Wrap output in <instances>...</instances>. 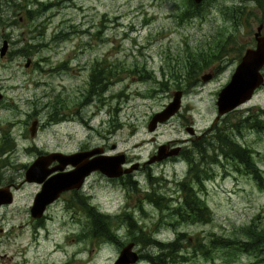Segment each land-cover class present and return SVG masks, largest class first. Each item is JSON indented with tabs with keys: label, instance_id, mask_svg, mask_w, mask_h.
<instances>
[{
	"label": "rangeland",
	"instance_id": "374dc122",
	"mask_svg": "<svg viewBox=\"0 0 264 264\" xmlns=\"http://www.w3.org/2000/svg\"><path fill=\"white\" fill-rule=\"evenodd\" d=\"M224 2L202 0L200 7L190 5L189 0L0 3V44L1 36L11 40L0 63V144L4 132L18 144L58 143L68 149L90 140L105 145L110 154L123 151L126 164L138 161L143 166L131 172L134 184L126 182L128 176L109 180L94 173L89 177L95 202L101 213L108 214L96 218L102 227L98 235L113 237L92 242L85 234L84 252L67 264H114L119 253L114 239L134 241L140 257L133 264H264V237L257 235L264 229V85L215 120L217 93L229 80L234 64L215 69L211 78H202L217 63L215 54L247 37L240 33L228 36L231 22L222 13ZM27 58L30 62L25 65ZM96 68L102 70L106 81L101 87L94 83L99 92L89 93ZM177 89L182 90L179 110L149 130L152 114L162 109ZM84 99L88 103L81 106L80 114L89 115L93 129L71 113ZM54 109L66 111L74 122L52 124L49 114ZM34 119L36 131L31 136ZM211 122H219L226 136L248 149L255 172L235 158L206 162L192 142L180 141L191 135L186 126H193L198 134ZM235 125L240 126L239 131ZM18 133H25L27 141ZM169 141L182 144L185 156L146 162L160 143ZM201 146L204 152L205 143ZM211 151L219 153L214 149L206 153ZM31 155L24 154L20 160H29ZM197 168L206 189L201 193L202 202L210 209L206 220L177 218L152 201L167 195L171 207L179 205L182 191L177 183L183 177H193ZM190 186L197 190L195 182ZM37 190V185H31L23 192ZM82 217L83 225L94 218ZM52 219L49 237L53 242L71 238L65 234L76 229L85 231L81 224L61 223L69 219L65 213H56ZM56 222L61 232L55 229ZM25 228L20 233L25 234ZM149 236L163 243L177 240L174 260H150L147 254H156L158 249L148 243ZM252 241L255 244L244 246ZM43 244L38 246L41 253L36 251L38 257L56 260L59 253H47L51 247ZM66 250L69 252V247Z\"/></svg>",
	"mask_w": 264,
	"mask_h": 264
},
{
	"label": "flooded vegetation",
	"instance_id": "af4514ba",
	"mask_svg": "<svg viewBox=\"0 0 264 264\" xmlns=\"http://www.w3.org/2000/svg\"><path fill=\"white\" fill-rule=\"evenodd\" d=\"M2 2L10 3L13 2V0H0V3ZM212 8L213 5L210 4V9ZM222 13L226 17V19H230L231 22L229 24V37H233V33L236 34L235 36H238V34L240 33L241 36L247 37L245 40L240 39L238 45L235 43H229L227 48L221 49L218 55L215 54L217 58L213 61L217 60V63L210 66V71L208 72L210 76L208 78L214 76L215 69L221 68L222 70L229 64H234V71L245 50L247 48H254L257 43V37L264 36V0H225L222 5ZM241 36L239 37L241 38ZM1 38L2 39L0 44V63L2 62L4 56L7 55L11 43V40L7 36H1ZM4 41H6L7 44L4 53L1 54V47L3 46ZM29 62L30 58H27L25 65H28ZM263 67L264 64L261 68V72L263 74L264 79ZM91 78L92 82L90 83V87L93 86V81H97L95 76ZM261 85H264V80L263 83H261L256 89H258ZM2 97L3 93L0 99ZM87 103L88 100L84 99L82 102H80V108H78V110L77 108L71 109V113H74L77 115V117H79L81 124H84L88 128L93 129V125L90 123L89 115H87V117L85 118L83 114H80L81 106ZM59 104L63 103L60 102ZM57 111L58 110L54 109L49 114V118L52 121V124L60 125L62 123L74 122L73 119L67 117L68 113L66 111H58V113H56ZM222 115H220L219 117H216V115L215 120H217V118L219 120ZM18 122L19 121H16L15 123L17 124ZM215 122H211V124L207 126L205 131H202L198 134L195 133L196 131L194 128L192 133L188 130L191 135L185 138H181L180 141L187 143L192 142L193 145L199 149L198 151L201 154L200 158H204L206 162L209 161L210 163H213L219 161L223 163L224 159L228 158L224 149L227 146L226 140H228V136H226V134L222 131V126L220 125V123L218 122L215 124ZM36 123L37 119H34L31 122V126L29 128L31 136H34L35 134ZM32 126H34L33 129H31ZM187 127L189 126H186V129ZM235 127L239 131L240 126L235 125ZM9 134L6 132L3 133L2 142L0 144V188L3 190L2 192H0V264H57L59 262H61L62 264H67L71 260L74 261L75 259H78V257H80L79 255L84 252V245L82 244V239L85 237V234L92 238V242L95 238H97L98 240L100 238L101 240H105L107 238L113 237L110 234V236L105 235L103 239V237H99L98 235L102 227L98 224V222H96V218L101 215L105 217L108 214L101 213V210L98 207V202H95L96 198L94 197V193L92 191L93 183L90 181L89 177L94 173H101L109 180L122 179V176H124L125 178L128 176L126 178V182L128 184H134V180L130 178L131 172L134 169L129 172H124L119 176H107L100 170L93 169L84 176L79 185H74L69 188L62 189L53 199L48 201L43 206L42 210L39 211V213H33V207H36L35 196L36 193L41 189L43 181L56 173L69 171L75 167V165L70 162L65 163V161L61 159L59 154H69L78 151H89L94 148H102L103 153H110H108L107 149H105V145H100L99 143L90 140L85 141V143L83 144L81 142V145L78 148L68 149L58 143H55V145L47 146L37 145L34 141L28 144H18L14 137ZM18 135L20 136L21 140L26 138L25 133H18ZM200 138H202L203 140H197ZM87 139H89V137ZM25 141H27V139H25ZM230 142L231 143L229 144V147L233 144L238 146L240 149L243 148L240 144L233 140H231ZM170 143L171 142L169 141V144ZM201 143H205L206 145L204 146V152L201 151L199 148V146H201ZM177 144L180 145V148L177 154L174 155L185 156V151L183 149L182 144ZM207 149H214L216 152L219 153H213V151L206 153ZM239 152L241 153V151ZM240 153H237L236 156H233L231 154V159L235 158L238 162L243 161V157L239 156L242 155V153ZM24 154L32 155L29 160H20L21 156H23ZM97 154L98 153L96 152L90 153L84 159L89 160ZM37 158H41L39 167L42 168L41 170L46 173V176L43 177L42 181H37L34 179L28 180L26 179V171L30 164H32ZM192 163L196 162L192 161ZM224 163L226 164L227 162ZM249 163L251 166L253 165L250 160ZM130 164H126L125 161L123 167H127ZM142 167L143 166L138 165L137 168ZM210 171L211 173H214L213 169ZM189 180L191 182H189ZM193 182L198 185V187L196 188L197 190L190 186ZM177 184L180 186L182 191V198L181 201H179V205L177 204L176 206L171 207L168 202H166L167 195H158L156 197H153L152 201L155 203L154 199L158 197L161 208H166L168 211H171V214L178 215L181 212L185 211L187 213H192L190 212V209L185 208L187 206V198L185 194H195L199 201H203L201 193L206 190L202 187V185L204 186L203 178L200 176H193L190 178L183 177L182 182H178ZM31 185H37L38 190L35 192H23L25 188H28ZM161 200L163 202H161ZM203 204L206 206L205 203ZM200 208L202 207H197V209L199 210ZM56 213H65L68 215L69 219L62 221L61 223L66 224L67 222H70L72 224L77 225L81 224V227H85V231H83V229H76L75 231H71L68 234H65L67 236H72L71 238L67 240H65V237L62 240L56 238L55 242H53L52 237H49V235L51 231H53L54 220L52 218L56 216ZM83 214L94 217L91 221V224L83 225L82 223H80L82 222V220H84V218L82 217ZM20 217H24L22 218V221H20ZM24 226L27 227L25 228L27 229V231H25V234L20 233V229ZM55 226L56 230L60 232L62 231L61 228H58V222L55 223ZM106 227L109 226L106 225ZM106 229L107 232H110L109 228ZM114 240L119 243L117 245L119 248V252L121 248L128 242H133L132 248L137 252V250L134 248V241L127 240L126 242H123V240ZM43 243H46V247L47 245H50L51 247V252L47 253H59L58 257L55 258L56 260L43 261L41 260V258L38 257V252L36 251H39V253H41L38 246L44 245ZM74 244L78 246V249L71 248ZM67 247H69L70 253L66 250ZM64 250H66V255L64 257H61V254L64 252ZM138 255L140 257L139 253ZM30 259L32 260L29 261Z\"/></svg>",
	"mask_w": 264,
	"mask_h": 264
},
{
	"label": "water",
	"instance_id": "95a60500",
	"mask_svg": "<svg viewBox=\"0 0 264 264\" xmlns=\"http://www.w3.org/2000/svg\"><path fill=\"white\" fill-rule=\"evenodd\" d=\"M202 0H194L199 3ZM6 41L1 47V54L6 48ZM264 64V36L257 37V43L254 48H247L243 53L240 61L232 72L229 81L223 85L217 93V116L227 113L236 108L238 105L250 99L255 89L263 83V74L261 68ZM210 75L203 74L202 78L207 79ZM2 93L0 92V97ZM182 90L177 89L173 92L171 99L165 106L154 112L148 121L147 128L154 130L159 122L167 120L175 114L181 106ZM35 122V121H34ZM34 126L31 127L33 129ZM189 132H193V127H187ZM180 148L179 144L170 145L169 142L160 143L154 154L146 160L151 163L162 160L170 155L177 154ZM98 153L89 160H85L90 153ZM65 163H72L75 167L69 171L59 172L42 183L41 189L36 193L35 206L33 213H39L43 206L53 199L62 189L69 188L74 185H79L86 174L93 169H98L107 176H119L124 172H129L136 169L139 162H133L127 167H123L126 161L125 153L118 151L115 154H106L102 152V148H94L89 151H78L69 154H59ZM41 158H37L26 171V179L42 181L46 173L39 167ZM36 176H35V175ZM3 190L0 188V192ZM133 242H128L124 245L114 264H133L138 260V253L132 248Z\"/></svg>",
	"mask_w": 264,
	"mask_h": 264
},
{
	"label": "trees",
	"instance_id": "16d2710c",
	"mask_svg": "<svg viewBox=\"0 0 264 264\" xmlns=\"http://www.w3.org/2000/svg\"><path fill=\"white\" fill-rule=\"evenodd\" d=\"M189 3H190V5H192L194 7H200V5H201V3L197 4L193 0H189ZM196 56H197V54H196ZM101 72H102L101 69L96 68L91 77L95 76L97 73L100 74ZM96 79H97V81H93V86L90 87V89L88 91L89 93H95L96 91L99 92V90H97L94 87V83L99 84V87H101V85L104 84L106 81V78L103 76V73H101L100 77H97ZM103 79H105V80H103ZM245 119H247V117ZM222 131H223V129H222ZM230 141H231V139L228 137V140H226L227 146H226V148H224L227 156L231 158V156H230L231 154L233 156L234 155L236 156L237 153H240L239 151H241L242 155H239V156L243 157V162H245L247 168H249L250 170L255 172L254 166L253 165L251 166L249 163L250 158H249V153H248L247 148L240 149L238 146L233 145V144L229 147V144L231 143ZM199 148L201 151H203L202 146H199ZM190 169L194 170L193 168H190ZM195 173L196 174H194V176L198 177L199 176V170L196 169ZM185 196L187 198L186 199L187 206L185 208L190 209L191 210L190 212H192V213H187L186 211L181 212L180 214L177 215V218H182V219L190 218V219H194L197 221V220H202V219L206 220L210 216V209L207 206H205L202 203V201H199V199L197 198V196L195 194L192 195V193H186ZM154 201L159 207H161L160 201L158 200V197L155 198ZM161 202H163V201L161 200ZM198 206L202 207V208H200V210H199V209H197ZM249 226H248V229H251L252 227L249 228ZM180 235H182V234H180ZM257 235L264 237V229L257 231ZM147 241H149L148 243H154L155 247H157V249H158L156 254H147V257H149L150 260L159 259L160 262H166V261H168L167 259H169L170 261L174 260V251H175V246H176L177 240H173V241H169L167 243H163L162 241H160L158 239H153L149 236ZM253 244H255L254 241L248 242L244 246H248V245L252 246Z\"/></svg>",
	"mask_w": 264,
	"mask_h": 264
}]
</instances>
